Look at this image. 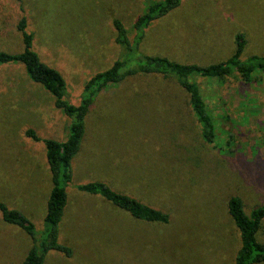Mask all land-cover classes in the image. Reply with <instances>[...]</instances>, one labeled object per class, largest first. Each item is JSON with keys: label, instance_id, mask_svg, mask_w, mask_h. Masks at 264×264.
Instances as JSON below:
<instances>
[{"label": "rangeland", "instance_id": "rangeland-1", "mask_svg": "<svg viewBox=\"0 0 264 264\" xmlns=\"http://www.w3.org/2000/svg\"><path fill=\"white\" fill-rule=\"evenodd\" d=\"M144 9L143 0H0V52H22L24 17L33 50L61 73L65 99L78 106L88 79L121 53L113 21L131 31ZM239 33L247 40L241 59L264 56V0H182L146 29L139 50L207 66L232 56ZM197 83L216 122L211 143L174 84L138 77L95 97L58 226V242L72 255L52 251L44 264H234L241 241L227 201L239 197L249 214L264 199V71L251 83ZM70 123L21 64L0 66V202L23 213L37 237L52 188L43 140H66ZM96 181L167 213L169 222L136 220L77 190ZM256 239L264 243V221ZM31 245L0 214V264H21Z\"/></svg>", "mask_w": 264, "mask_h": 264}, {"label": "trees", "instance_id": "trees-1", "mask_svg": "<svg viewBox=\"0 0 264 264\" xmlns=\"http://www.w3.org/2000/svg\"><path fill=\"white\" fill-rule=\"evenodd\" d=\"M20 1V0H15ZM145 9L139 15L129 31L120 20L113 21L115 44L121 49L119 57L105 71L90 77L84 84L81 101L78 106L71 105L66 99V83L61 73L43 63L33 50V34L27 31L26 20L20 18L17 30L21 34L23 50L18 54L0 52V66L21 64L29 79L41 85L52 95L54 106L71 119L67 127L68 136L64 141L43 140L46 158L51 176L52 188L47 201L44 218V231L37 237L34 225L20 211L9 209L0 202V214L4 223L20 228L31 239L32 245L21 264H44L48 253L55 251L70 257L72 250L58 242V226L67 203V186L72 180V161L81 149L85 135V117L95 97L105 88L134 78H156L174 84L187 97L189 112L200 127L205 142L215 138L216 122L208 113L197 79L225 80L234 78L251 83L258 71H264V56H252L241 59L247 40L244 33L235 36V50L225 61L198 66L183 64L165 57L144 55L139 50L146 29L155 21L165 17L178 8L182 0H143ZM130 32L134 33L130 39ZM34 141H41L33 130L25 134ZM77 190L87 195H97L114 207L126 212L132 218L148 223L167 224L169 215L154 207L144 205L129 195L113 191L103 182H90L77 186ZM227 213L239 232L240 248L234 264H264V243L256 239L257 231L264 221V199L260 206L249 214L244 211L239 197L227 201Z\"/></svg>", "mask_w": 264, "mask_h": 264}, {"label": "crops", "instance_id": "crops-1", "mask_svg": "<svg viewBox=\"0 0 264 264\" xmlns=\"http://www.w3.org/2000/svg\"><path fill=\"white\" fill-rule=\"evenodd\" d=\"M64 138H65V137H62L63 140H59V141H64ZM81 145H82V143H81ZM81 147H82V146H81ZM80 150H81V149H80ZM79 153H80V152H79ZM91 196H94V195H91Z\"/></svg>", "mask_w": 264, "mask_h": 264}]
</instances>
